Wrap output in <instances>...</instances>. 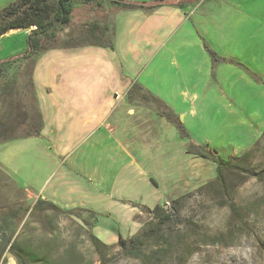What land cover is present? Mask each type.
<instances>
[{"label":"rangeland","instance_id":"1","mask_svg":"<svg viewBox=\"0 0 264 264\" xmlns=\"http://www.w3.org/2000/svg\"><path fill=\"white\" fill-rule=\"evenodd\" d=\"M215 2L213 9L211 4ZM101 4L108 7L109 1ZM263 4V0H203L195 14H187L188 21L177 25L172 36L163 38L160 44H156V35L147 44L130 40V35L120 39L125 23L129 22L125 29L133 26L132 35L140 27L136 15L130 12L126 13L130 21L120 15L105 34L96 32L100 42L111 41L110 54L118 63L121 77L141 87L111 117L110 122L121 127L115 129L116 139L130 140L121 135L126 118L133 135L137 133L134 126L137 120L142 122L138 119L141 110L150 127L145 136H134L131 143H125L146 176L158 181V188L138 182L131 192H136L134 199L148 208L158 201L162 205L176 199V219L148 238L144 234L142 253L152 254L150 262L127 255L116 243L101 246L104 257H100L88 238L92 216L78 210L61 212L46 204L34 205L38 199L33 194L47 179L49 170L35 168L34 154L28 149L21 153V164L13 165L16 152L9 147L0 156L7 166L6 171L0 165V213L15 225L13 240L25 251L29 264H67L63 253L72 247L80 253L69 264H264ZM81 8L75 5L70 24L57 31L59 44L91 42L88 26L81 24L87 14ZM94 18L99 23L106 19L99 12ZM199 29L207 32L202 34ZM21 38L12 35L0 40V62L21 51L25 46ZM130 43L135 51L128 47ZM32 64L29 59L21 63L23 72L17 75L15 86L6 81L7 74L0 80V142L24 132V126H28L27 132H33L39 124L29 80ZM150 96L178 116L185 135L160 115L157 109L162 108ZM125 107L133 108L135 114L121 116ZM90 146L103 152L108 145L102 135H94L82 143L81 149ZM199 149L212 150V155L231 161L250 152L249 165L263 177L249 178L232 192L238 216L225 205V194L218 191L216 164L196 154ZM103 185L109 190L107 184ZM134 218L139 227L133 236L141 228L147 230L154 225L151 214L141 208ZM100 220L112 219L99 215ZM125 238L129 237L125 234ZM156 250L160 257L154 254ZM36 252L39 254L33 257Z\"/></svg>","mask_w":264,"mask_h":264},{"label":"crops","instance_id":"2","mask_svg":"<svg viewBox=\"0 0 264 264\" xmlns=\"http://www.w3.org/2000/svg\"><path fill=\"white\" fill-rule=\"evenodd\" d=\"M13 1L0 0V6L6 7ZM136 3L143 7L130 11L118 8L112 3L108 7L104 3L100 6L81 5L83 12L87 13L83 15L81 20L84 22L81 24L88 28L91 24L94 28L102 25L109 29L113 20L120 15H123L124 21L126 18L130 21L128 15L126 16L130 12L137 16L136 22H140V27L132 35L133 26L125 29L129 22L125 23L120 39L130 35V40L147 44L156 35V44H160L163 38L172 36L177 25L188 21L185 19L189 14H195L203 0H142ZM211 6L214 9L216 2ZM256 6L255 3V8ZM186 9L190 11L187 12ZM96 12L101 13L107 20L97 22V18H94ZM32 29L33 26L10 29L0 36V40L12 35H19L21 40L25 39V46L21 51L8 60L18 58L25 52L27 35ZM206 32L204 29L201 33ZM128 47L135 51L133 43ZM112 50L113 48L107 46L82 44L75 47L49 48L35 57L29 70V80L41 117L39 136L30 135L32 133L27 132L28 126H24V132H17L13 139L0 142V156L9 147L14 154L16 152V159L13 157L11 162L13 165L21 164V153L28 149L34 154L33 166L49 170L47 179L43 180L33 194L35 199L50 201L62 209L84 208L96 212L98 219L91 232L104 244L116 243L118 233L125 238V234L130 237L137 231L139 223L134 216L139 212L140 206H146L134 199L136 192H131L136 189L138 182L145 185L150 183L158 188V181L146 176V171L133 158L125 143H131L134 136L137 139L138 135L147 134L150 129L147 119H144L147 115L142 110L138 112V119L142 122L136 121L135 135L130 121L126 122L128 118L124 120V131L121 135L125 138L127 136L129 141L117 140L114 135L119 124L117 126V122L111 123V117L125 101L130 102L127 91L134 82H128L121 77L118 63L110 54ZM119 60L122 62L121 57ZM24 61L20 58L3 63L0 80L7 74L6 81L15 86L17 75L23 72L21 63ZM134 114L133 108L125 107L121 116ZM97 134L102 135L107 142L108 146L103 152L94 146L82 150V143L94 135L99 137ZM105 152L107 155L103 154ZM0 163L6 170L7 166L1 158ZM101 184H104L103 187L107 184L109 190L103 189ZM99 215L112 220L99 222ZM0 264H17V261L13 255L4 252Z\"/></svg>","mask_w":264,"mask_h":264},{"label":"trees","instance_id":"3","mask_svg":"<svg viewBox=\"0 0 264 264\" xmlns=\"http://www.w3.org/2000/svg\"><path fill=\"white\" fill-rule=\"evenodd\" d=\"M101 1L103 0H14L6 7L0 9V36L7 32L10 29L18 28H29L33 26V29L29 32L26 39V50L18 58L5 60L0 62V76L2 74L1 66L5 62H10L16 59L27 60L30 58L31 61L35 60V57H38L44 50L49 48H60V47H75V44H59L57 41V31L62 29L65 25H69L71 21V13L75 5H90L100 6ZM109 3L115 4L118 8L121 9H131V8H141L142 4L132 3L125 0H108ZM162 1V0H158ZM108 30L107 27H101L96 25L95 28L91 26L88 28V37L91 39L89 44L97 46H109L111 48V41L107 43H102L99 40L98 31L100 34H105ZM93 41V42H92ZM23 63V62H22ZM141 89L138 84L133 83L132 86L127 91V97L130 98L135 90ZM144 90V89H142ZM147 94L150 93L144 90ZM137 94V93H136ZM141 96H145L142 93ZM155 103H158V108L161 107L162 110L157 111L168 121L172 122L177 129L185 135L183 126L178 120V116L175 115L170 108H168L163 102L157 98L150 96ZM157 105V104H156ZM41 127V117L39 115V124L37 128L31 132L33 136H39V130ZM15 137V136H14ZM14 137H9L4 141L13 139ZM212 150L208 149H199L196 150V154L203 158H211L215 165V180L217 182L218 191L221 194H225L228 198L225 202V205L229 208L233 214L238 216V208L234 205L231 195L232 192L236 189L237 186L241 185L247 179L255 177L259 180L262 179L263 175L261 172H255L251 165H249L250 152H245L239 159L235 161L223 159L218 155H212ZM230 195V196H229ZM46 204L47 206L54 208L55 210L61 212H69L73 210H78L80 212H86L90 214L93 218L90 227L92 228L98 219V214L92 210L84 208H72V209H62L59 206L53 204L50 201L38 199L34 205ZM178 204L177 200L174 199L169 204V207L166 208V204H156L152 208L146 206H140L141 210H146L151 214L152 219H154V225L147 230L141 228L136 235H132L129 238L122 237L121 234H117V242L121 250L127 255L141 258L144 262H150L151 255H146L142 253V248L145 245L146 238L152 236V232L161 230L164 226L171 224L176 219V214L178 209L176 205ZM15 212L12 215L15 216ZM13 217V216H12ZM9 217H2L0 213V260L5 251H9L11 255L17 261V264H29L26 257L23 255L25 251L18 248L13 237L15 235V225L11 222H7ZM151 223V222H150ZM146 224V223H145ZM89 241L94 249V252L100 257H104L101 246H107L101 242L96 236L90 232L88 234ZM160 251V250H159ZM79 253L75 247L72 249L65 250L63 253L64 260L67 264L73 263V257H79ZM157 250L154 254H157ZM39 253H33V257ZM160 257V254H157ZM156 256V259H157ZM43 262V260L41 261ZM78 264V263H76Z\"/></svg>","mask_w":264,"mask_h":264},{"label":"built area","instance_id":"4","mask_svg":"<svg viewBox=\"0 0 264 264\" xmlns=\"http://www.w3.org/2000/svg\"><path fill=\"white\" fill-rule=\"evenodd\" d=\"M165 206H166V208H168V207H169V204H168V203H166V205H165Z\"/></svg>","mask_w":264,"mask_h":264},{"label":"water","instance_id":"5","mask_svg":"<svg viewBox=\"0 0 264 264\" xmlns=\"http://www.w3.org/2000/svg\"><path fill=\"white\" fill-rule=\"evenodd\" d=\"M213 153H216L215 151H213Z\"/></svg>","mask_w":264,"mask_h":264}]
</instances>
